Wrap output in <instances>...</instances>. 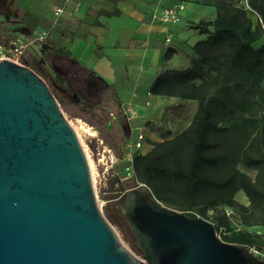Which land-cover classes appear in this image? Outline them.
<instances>
[{
    "label": "water",
    "instance_id": "obj_1",
    "mask_svg": "<svg viewBox=\"0 0 264 264\" xmlns=\"http://www.w3.org/2000/svg\"><path fill=\"white\" fill-rule=\"evenodd\" d=\"M123 215L139 255L101 210L84 149L46 81L0 59V264H264L144 187L125 192Z\"/></svg>",
    "mask_w": 264,
    "mask_h": 264
},
{
    "label": "trees",
    "instance_id": "obj_2",
    "mask_svg": "<svg viewBox=\"0 0 264 264\" xmlns=\"http://www.w3.org/2000/svg\"><path fill=\"white\" fill-rule=\"evenodd\" d=\"M246 4L255 21L245 5L215 0L214 18L189 22L205 35L192 45L189 66L160 72L149 91L195 100V111L182 130L153 142L143 153H134L130 165L134 185L146 188L165 206L211 221L226 242L262 247L264 233L247 228L264 229V41L257 44L264 38V0H247ZM101 12L112 15L119 10ZM46 48L41 54L47 50L63 56L73 67L70 80L56 75L59 84L78 100L99 102L104 94L111 95L126 123L112 85L72 61L69 50L59 45ZM173 52L167 48L162 59ZM21 63L46 81L62 106L64 101L52 90L40 61L30 56ZM87 104L94 106L92 101ZM239 190L248 204L235 198ZM226 209L232 212L227 214Z\"/></svg>",
    "mask_w": 264,
    "mask_h": 264
},
{
    "label": "crops",
    "instance_id": "obj_3",
    "mask_svg": "<svg viewBox=\"0 0 264 264\" xmlns=\"http://www.w3.org/2000/svg\"><path fill=\"white\" fill-rule=\"evenodd\" d=\"M21 1L32 6L38 18L46 23V26L39 28L48 33L47 49L59 45L69 50L72 61L76 60L95 71L108 84L115 86L120 98L122 96L119 91H124L123 96L127 99L121 101L123 107L146 108L148 116L156 123L159 120L154 119L155 114L161 117L170 111V115H165V120L168 117L167 131L172 124L177 126L185 120L184 127L189 124L196 108L195 100L152 94L149 87L160 72L181 70L189 66L192 45L205 37L191 28L189 22L214 18L215 0H176L183 4L181 24H178L180 20L174 23L160 20L161 10L175 0ZM188 2H198L199 6L212 8L211 15L194 18L198 6L194 4L190 7ZM114 8L119 10L118 14L107 15L101 12ZM56 9H59L58 14L55 13ZM31 29L21 24L16 31L28 33ZM262 41L264 38L257 44ZM167 48L174 49V52L164 60L162 54ZM119 83L121 86H116ZM172 115L177 118L169 119ZM235 198L248 204L242 190L237 191ZM258 228L261 227L251 226L247 229L264 233V229L262 231Z\"/></svg>",
    "mask_w": 264,
    "mask_h": 264
},
{
    "label": "rangeland",
    "instance_id": "obj_4",
    "mask_svg": "<svg viewBox=\"0 0 264 264\" xmlns=\"http://www.w3.org/2000/svg\"><path fill=\"white\" fill-rule=\"evenodd\" d=\"M235 2L247 7V0H235ZM175 3L178 2L176 0L171 1L167 6H172ZM194 4L195 7L198 6L194 12V18L199 19L202 16L209 17L211 15L212 8L199 6L197 5L199 4L198 2H188L190 7ZM205 4H208V2ZM247 8L253 21H255V14L251 12L249 7ZM182 22L183 20H180L178 24ZM21 24L29 28L46 26V23L38 18L32 6H27L21 0H0V41H5L14 34L16 28ZM30 56L36 57L40 61L52 90L64 101L62 106L59 103L60 108L77 133L84 149L93 190L97 201L100 202L101 210L122 243L133 253L139 255V250L123 215V204L119 202L124 192L135 187L134 180L131 177V158L136 152L143 153L147 151L153 142L179 132L184 127L186 120L177 126L172 124V126L167 128L171 134L167 135V130L165 129L168 127L166 122L168 117L166 116L165 120V115H170V111L161 117L155 114L154 119L159 120L156 123L148 116L146 108L137 106L135 108L132 106L126 108L121 105L126 119L125 123L122 119V113L119 112V106L111 95L104 94L99 102L95 98H86L85 101L78 100L74 92L67 91L64 86L58 83L56 75H61L66 80L71 78L73 67L67 58L54 55L47 50L41 54V51L39 52L38 49L32 48L22 55V60L28 59ZM119 84L116 86L120 87L121 84ZM74 86L79 92L78 85L74 83ZM113 87L116 88L115 86ZM117 90L119 91L118 87ZM116 93L118 94V92ZM119 94L122 96L121 98L119 97L120 101L127 99L123 96L124 91L120 90ZM91 101L94 103L92 108L87 104V102ZM124 108L126 112H129L128 108L134 111L132 118L127 119V113L124 112ZM176 118L173 115L169 116V119L172 120ZM141 130L144 133V140L141 147L136 148L133 143L137 133ZM249 172L252 173V171ZM108 203L114 206L115 219L111 218L108 213L106 207ZM258 229L262 230V228ZM218 236L220 237V234ZM262 247L264 248V244Z\"/></svg>",
    "mask_w": 264,
    "mask_h": 264
},
{
    "label": "built area",
    "instance_id": "obj_5",
    "mask_svg": "<svg viewBox=\"0 0 264 264\" xmlns=\"http://www.w3.org/2000/svg\"><path fill=\"white\" fill-rule=\"evenodd\" d=\"M182 10H183L182 3H175L172 6H167L161 10L160 20L171 23L177 22L180 20ZM55 13L58 14L59 9H56ZM47 37H48L47 31L39 27L32 28L28 33H21L19 31H16L5 41H0V59L5 58L21 63L22 55L27 50L36 48L40 52V50L43 47H46ZM166 39L169 40V38ZM128 111L129 112H126L125 110L124 112L127 113L126 115L127 119H130L132 118L134 111L130 110L129 108ZM143 140H144V133L141 130L136 135V139L133 143L134 146L136 148H140ZM226 212L227 214H230L232 211L230 209H226ZM247 248L256 257L264 260L263 247H257L256 245H251Z\"/></svg>",
    "mask_w": 264,
    "mask_h": 264
},
{
    "label": "bare ground",
    "instance_id": "obj_6",
    "mask_svg": "<svg viewBox=\"0 0 264 264\" xmlns=\"http://www.w3.org/2000/svg\"><path fill=\"white\" fill-rule=\"evenodd\" d=\"M77 134V133H76ZM78 136V135H77ZM98 204H100V202H98Z\"/></svg>",
    "mask_w": 264,
    "mask_h": 264
}]
</instances>
